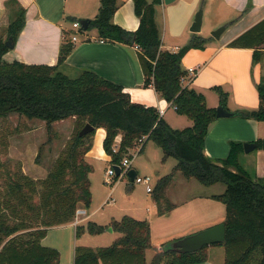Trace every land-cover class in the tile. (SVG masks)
Returning a JSON list of instances; mask_svg holds the SVG:
<instances>
[{"label":"trees","instance_id":"1","mask_svg":"<svg viewBox=\"0 0 264 264\" xmlns=\"http://www.w3.org/2000/svg\"><path fill=\"white\" fill-rule=\"evenodd\" d=\"M161 0H134L135 12L140 18L135 31L127 30L113 21L118 0H101L98 14L89 19L87 30L97 29L104 41L137 44L139 60L146 85L171 103L179 114L193 120L192 126L173 128L156 106L134 102L123 85L110 80L92 69H82L71 77L60 69L74 48L73 42L62 45L58 63L28 64L18 60L7 61L10 50L6 40L17 39L25 25V9H19L7 28V37H0V118L19 113L29 119L52 124L76 118V131L58 156L46 177L34 179L24 172H13L4 167L6 181L0 196V264H61L60 251L43 244L49 229L72 222L81 206L92 201L90 173L94 166L87 153L93 147L96 129L104 128L105 152L112 164H118L129 155L137 141L146 135L162 148V161L174 157L177 163L172 171L161 176L154 187V198L161 211H169L174 204L168 190L174 176L195 178L205 185L223 182L226 189L212 197L224 203L226 215V248L224 264H264V179L253 176L242 164L240 156L244 143L230 141V150L224 158L205 154V140L210 125L217 118L216 107L207 104L203 92L183 83L188 69L183 57L192 48H204L211 39L195 34L178 51L162 49V40L155 19V5ZM84 31V29H81ZM263 45V47H261ZM234 47L254 49V64L264 65V19L237 36L229 43ZM220 105L226 106L227 94L222 87L215 88ZM259 106L256 109L237 110V116L264 121V73L257 83ZM90 123L95 130L81 136L80 130ZM118 137L119 148L113 150ZM257 148H261L259 139ZM1 193V191H0ZM110 226L119 236L111 245L94 249L76 245L73 264H196L208 259L206 245L195 252L160 251L152 242L148 219L124 215ZM105 229L94 221L76 225V237L83 232L100 233ZM155 254L147 262V251Z\"/></svg>","mask_w":264,"mask_h":264},{"label":"crops","instance_id":"2","mask_svg":"<svg viewBox=\"0 0 264 264\" xmlns=\"http://www.w3.org/2000/svg\"><path fill=\"white\" fill-rule=\"evenodd\" d=\"M201 1L172 0L167 3L165 0H161L155 5V19L162 40L161 48L175 52L187 44L195 34L206 38L211 37L204 48H192L183 57L185 68L194 67L197 70L192 78L188 76L185 79V85L203 92L210 107L220 105V95L215 89L220 86L227 94L226 107L229 110L258 108L257 83L261 74L264 73V65L261 68L259 63L254 64L253 48L229 46V43L264 19V0H208L209 10L214 18V26H226L220 38H215L209 33H194L190 30ZM100 4L101 0H0V27L6 30L4 38L7 37V28L14 20L15 13L21 8L26 11L25 25L17 39L13 38L15 46L10 48L4 58L7 61L18 60L28 64L55 65L58 63L62 45L69 41L73 42V50L65 62L60 65V69L64 73L75 77L82 69L95 70L100 75L123 85L124 91L131 95L132 101L157 108L164 105L165 111L162 116L173 128H178L177 126L180 124H186L181 125L182 128L192 126L193 120L186 115L181 114V116L187 117V123H183L181 118L170 120L165 117L167 111L171 107L174 109L175 107L162 98L153 86L146 85L145 74L138 56L140 48L137 47V44L102 41L95 28L77 32L73 27L74 21L95 18ZM113 21L127 30L135 31L139 27L140 18L135 12L134 0H118V8L113 16ZM74 34L78 35L77 40H72ZM259 49L264 50V48ZM105 136L104 128L96 129L93 147L87 153L89 162L93 163L94 159L111 160L103 148ZM259 139L264 140V121L237 115L221 117L210 125L205 140V154L212 158H224L229 153L231 140L256 143ZM119 140L120 137L117 141ZM240 159L243 166L253 176L264 179V148L262 144L261 148H255L251 152L247 153L244 150ZM176 163L172 165L171 171ZM132 169L137 171L133 166ZM164 175H160L157 180ZM179 179L181 182L187 183L184 179L190 181L194 178L188 179L177 172L168 190L169 199H172ZM225 189L226 185L220 193H223ZM220 193L195 194L191 198L213 199L211 197L213 194ZM108 197L104 199L107 200ZM104 199L91 212H89V208L81 206L86 210V214L82 218H89L90 221L97 209L106 204ZM148 210L150 211L149 208ZM206 216L205 222L214 221L211 219L214 213H209ZM200 222L197 224H201ZM110 223L111 221H108L102 226H109L110 231L116 232ZM64 225L73 227V240L70 235L68 242L60 238L63 230H59L57 227ZM71 227L66 230H70ZM75 236L76 225L72 221L51 227L43 238V244L55 247L60 251L61 264H73L77 245ZM217 249L216 247L210 248L208 259L196 264H224L218 257V252L216 253ZM149 250L153 251L154 248Z\"/></svg>","mask_w":264,"mask_h":264},{"label":"rangeland","instance_id":"3","mask_svg":"<svg viewBox=\"0 0 264 264\" xmlns=\"http://www.w3.org/2000/svg\"><path fill=\"white\" fill-rule=\"evenodd\" d=\"M208 3V0H202L199 6V9H203L201 31L203 34H211L213 30L222 26H214V18L211 15ZM76 30L81 32L80 29L79 31ZM5 34V28L0 27V37H4ZM165 117L170 120L181 118L183 123L188 122L187 117L179 115L173 107L167 111ZM181 125L186 124H180L177 127L182 128ZM75 129V117L53 123L50 132L46 122L41 119H29L19 113H11L7 117L0 118V161L13 172L22 171L34 179L46 177L58 156L65 150L66 145L76 131ZM163 155L162 148L150 139L147 141L144 150L137 152L133 160V167L137 169L139 175L152 176L154 187L157 178L160 175L169 173L172 165L177 162L176 158L170 157L167 162L163 163ZM92 164L94 170L90 173L92 201L90 206L87 207L90 209L89 212L95 209L104 198L106 199L108 196L110 198L103 207L100 206L97 209L90 221L102 225L108 221L119 220L126 214L138 219H148L152 227V242L154 245L160 246L170 240L182 238L219 224L225 219L226 208L221 201L214 199L212 196L213 199L207 197L191 198L195 194L220 193L225 186L223 182L205 185L195 178L190 181L184 179L187 183H183L179 179L172 199H169L174 204L173 208L162 212L160 203L154 198L153 192H147L145 184L133 182L129 174L122 178L116 176L113 179V184H108L105 182V169L112 163L106 160L94 159ZM5 181V169L1 167L0 196L3 195ZM209 213H214V216L211 217L214 221L205 222L206 215ZM88 219L84 217L81 223L87 224ZM199 221H201V224H197ZM69 227L71 226L57 227L59 230H63L60 231V238H63L66 242L69 240V235L72 240L74 238L73 227L66 230ZM118 236V232L110 231V227L107 226L100 233L83 232L75 238L78 245L98 249L101 246L111 245ZM212 247L218 248L216 253L218 252L217 255L222 263H225L226 248L222 245H210L207 248L209 250ZM151 250L147 251V262H150L154 256L155 251Z\"/></svg>","mask_w":264,"mask_h":264},{"label":"water","instance_id":"4","mask_svg":"<svg viewBox=\"0 0 264 264\" xmlns=\"http://www.w3.org/2000/svg\"><path fill=\"white\" fill-rule=\"evenodd\" d=\"M172 0H165V2H171ZM82 27L84 30L88 28L89 19H82L81 21ZM203 26V9H199L195 15L194 21L190 27V30L194 33H200L202 31ZM226 29V26H220L219 28L213 30L211 35L215 38H220L222 32ZM6 44L13 48L15 46V41L12 36L6 41ZM263 47V45L261 46ZM216 115L217 118L221 117H233L237 115V111L229 110L225 105H219L216 107ZM95 130V127L87 123L79 132L81 136L91 133ZM262 147L264 148V140L262 141ZM255 148H257V144L255 142H245L244 150L245 152H251ZM117 173H120L119 167H116ZM129 175L132 180L135 179L137 175V171L135 169H131L129 171ZM226 239V224L221 222L214 226L208 227L206 229H202L200 231L194 232L190 235L184 236L182 238L170 240L160 246H158V250L160 251H177L181 253L187 252H195L201 250L206 245H212L214 243H222Z\"/></svg>","mask_w":264,"mask_h":264},{"label":"built area","instance_id":"5","mask_svg":"<svg viewBox=\"0 0 264 264\" xmlns=\"http://www.w3.org/2000/svg\"><path fill=\"white\" fill-rule=\"evenodd\" d=\"M73 27L76 28V29H78V31H79V29H80V31H81V29H83L81 22L78 21V20L73 22ZM77 39H78V35L77 34H74L72 36V40H77ZM101 40L104 41L103 39H101ZM137 47H139V46L137 45ZM188 72H189L188 75L191 76V78H192L197 73V70L194 67H190L188 69ZM186 78L183 79V83L184 84H185V79ZM158 109H159L161 115L165 111L164 105H162ZM146 139H147V136L146 135H144L141 138H139L138 141H137L136 147L130 151L129 155H126L122 159V161L120 163H118V164H112V165H110L106 169V172H105V174H106V176H105V182L106 183L113 184V179L116 176L119 177V178H122L126 174H129V171L132 169V166H133V160L135 158V155H136L137 152H140L141 151V148L143 146V143H144V141ZM118 148H119V142L117 141L115 143L114 147H113V150L114 151H117ZM116 167H119V169H120V173L119 174L117 173ZM152 181H153L152 176H150V175L141 176L138 173H137L135 179L133 180V182H135V183H143V184H145L146 185L147 192H153V190H154V186L152 184ZM109 198H110V196L106 200V203L108 202ZM85 214H86V210L84 208H81V207L78 208L76 210L75 218L73 220V223L75 225L80 224L81 221H82V219H83L82 216H84Z\"/></svg>","mask_w":264,"mask_h":264}]
</instances>
